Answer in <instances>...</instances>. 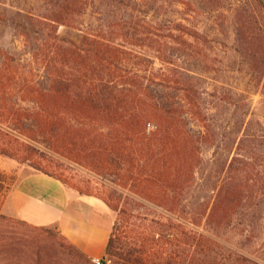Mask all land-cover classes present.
<instances>
[{"label": "trees", "instance_id": "16d2710c", "mask_svg": "<svg viewBox=\"0 0 264 264\" xmlns=\"http://www.w3.org/2000/svg\"><path fill=\"white\" fill-rule=\"evenodd\" d=\"M208 1L209 9H216L218 0ZM26 2L14 10L15 35L23 41L26 65L21 74H5L0 65V154L62 181L40 167L37 158L47 152L37 147L42 145L171 212L173 226L160 233L171 249L136 240L129 251H136V257L123 264L247 261L240 254L230 261L228 254L236 252L220 239L230 234L235 244L244 245L257 237L263 209L233 202V190L218 184L215 160L207 172L203 168L202 144H217L202 107L200 75L184 58L186 52L197 56L201 51L195 40H188L198 32L181 21L189 18L180 16L174 22L179 35L175 41L160 39L148 18L151 11L172 7L164 0ZM257 7L236 9L234 31L249 72L264 84V5L259 2ZM62 26L79 30L80 39L61 35ZM155 60L160 67L153 66ZM246 135L244 130L238 143ZM198 185L205 195L192 207ZM110 200H104L107 206L118 209L120 195L113 204ZM123 203L121 213L126 211ZM195 216L200 231L189 226ZM33 227L58 235L62 248L84 264H94L58 232ZM170 236L183 238L182 245L171 242ZM117 240L112 233L105 254L122 255ZM10 245L18 247L14 241ZM37 258L30 262L40 264Z\"/></svg>", "mask_w": 264, "mask_h": 264}, {"label": "rangeland", "instance_id": "374dc122", "mask_svg": "<svg viewBox=\"0 0 264 264\" xmlns=\"http://www.w3.org/2000/svg\"><path fill=\"white\" fill-rule=\"evenodd\" d=\"M184 1L185 4L179 3L178 0H164L165 5L172 4V7L158 13L151 11L148 18L153 20L155 32L160 39L167 37L178 40V27L174 22H178L180 16L189 18V22L185 19L181 21L199 34L188 40H195L199 44L200 53L196 56L186 52L184 58L187 60L186 64L197 68L200 75L204 92L202 107L208 113L210 135L217 144H202L203 168L207 172L215 160L220 169L218 184L233 190V202L247 206L258 205L263 209L258 223L260 234L257 237L253 236L251 241L244 245L235 244L230 234L220 241L236 252L227 253L230 261L238 259L240 254L247 259L243 264H264V84L263 81L258 84L249 72L244 56L235 42L234 31L236 9L245 7L254 10L259 2L264 5V0H218L216 9H209L211 3L208 0ZM0 2H3L0 9V65L5 74H21L27 56L24 55L22 39L15 35L14 10L16 7H26L27 2ZM187 2L190 5H186ZM257 9L259 10V7ZM260 22L264 29V14ZM58 32L74 40L80 39L81 36L79 30L64 26L60 27ZM10 58L17 60L12 62ZM153 66L158 68L161 63L155 60ZM191 127L198 129L195 122H192ZM244 130L247 135L238 143ZM37 147L47 151L37 158L40 167L60 177L70 189L79 193L94 194L103 201L111 199V204L120 195L119 208L109 209L114 216L111 234L118 237L117 245L122 255L105 254L102 264H123L127 258L134 259L136 251L132 254H129V251L132 246L136 247V240L148 241L151 246L161 244L165 250L170 248L166 238L160 233L173 226L174 218L171 212L120 187L108 177H102L65 155L45 149L42 145ZM22 167L29 171L36 170L28 163H21L0 154V205L17 178L18 169ZM202 189L203 187L198 185L197 192L193 194L192 207L197 206V198L205 195ZM124 201L127 202L126 211L121 213L120 206L124 207ZM197 220L195 216L194 223L189 224L192 231L201 230L196 224ZM48 228L52 234L57 233L54 227ZM169 238L176 245H182L183 238ZM11 241L18 243L17 249H12ZM58 241V235L53 237L48 231L32 225L27 226L17 218L0 211V264H32L30 261L35 257H38L40 264H47L46 260L56 261L51 264H84L74 254L62 248ZM149 250L151 248L147 249Z\"/></svg>", "mask_w": 264, "mask_h": 264}, {"label": "crops", "instance_id": "0c3cea01", "mask_svg": "<svg viewBox=\"0 0 264 264\" xmlns=\"http://www.w3.org/2000/svg\"><path fill=\"white\" fill-rule=\"evenodd\" d=\"M0 211L33 226L54 227L90 259L105 257L114 225V216L100 197L79 193L55 176L23 167Z\"/></svg>", "mask_w": 264, "mask_h": 264}, {"label": "built area", "instance_id": "2783aa9c", "mask_svg": "<svg viewBox=\"0 0 264 264\" xmlns=\"http://www.w3.org/2000/svg\"><path fill=\"white\" fill-rule=\"evenodd\" d=\"M91 260L94 264H102L105 261V257H93Z\"/></svg>", "mask_w": 264, "mask_h": 264}]
</instances>
